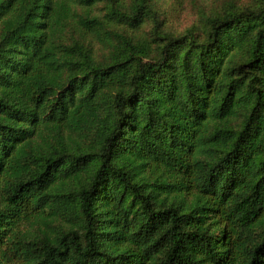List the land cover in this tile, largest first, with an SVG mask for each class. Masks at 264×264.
Instances as JSON below:
<instances>
[{
    "label": "trees",
    "instance_id": "16d2710c",
    "mask_svg": "<svg viewBox=\"0 0 264 264\" xmlns=\"http://www.w3.org/2000/svg\"><path fill=\"white\" fill-rule=\"evenodd\" d=\"M157 1L0 0V264H264V0Z\"/></svg>",
    "mask_w": 264,
    "mask_h": 264
},
{
    "label": "rangeland",
    "instance_id": "374dc122",
    "mask_svg": "<svg viewBox=\"0 0 264 264\" xmlns=\"http://www.w3.org/2000/svg\"><path fill=\"white\" fill-rule=\"evenodd\" d=\"M125 1L130 2L131 0ZM253 1L246 0L245 4H252ZM105 4V2L100 3L97 11H100ZM220 9L221 6L218 7L216 0H158L155 8L157 19L162 22V27L175 34L183 33L191 27L203 33L206 29L205 14L214 13ZM154 26V21L149 19L141 29L129 26L128 31L132 34L149 35L152 34ZM91 36V39L97 45L98 51H106L105 45L98 43L97 36Z\"/></svg>",
    "mask_w": 264,
    "mask_h": 264
}]
</instances>
